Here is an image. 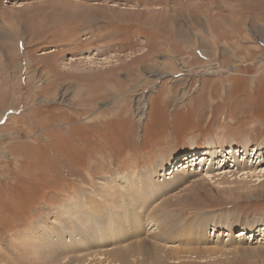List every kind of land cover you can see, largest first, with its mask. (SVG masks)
Returning <instances> with one entry per match:
<instances>
[{
  "label": "rangeland",
  "instance_id": "1",
  "mask_svg": "<svg viewBox=\"0 0 264 264\" xmlns=\"http://www.w3.org/2000/svg\"><path fill=\"white\" fill-rule=\"evenodd\" d=\"M95 252L264 264V0H0V264Z\"/></svg>",
  "mask_w": 264,
  "mask_h": 264
},
{
  "label": "bare ground",
  "instance_id": "2",
  "mask_svg": "<svg viewBox=\"0 0 264 264\" xmlns=\"http://www.w3.org/2000/svg\"><path fill=\"white\" fill-rule=\"evenodd\" d=\"M215 153V152H214ZM214 153H212L213 155H215ZM212 155V156H213ZM226 155V154H225ZM253 155H255V153L253 154ZM202 156H204V155H202ZM238 156V158H237V160H239V162L243 159L244 160V158L246 157V160L247 161H249V157H250V154L248 153V154H246L243 158H241V159H239V156L240 155H237ZM197 159H199V158H192L191 157V159H190V161H191V163H188V162H190V161H187L186 163H185V165H181V167L179 168L180 169V171H181V173H182V175L185 177V178H188V177H193V176H195L196 175V173L197 172H195L194 170H191L192 168H191V166H192V164L193 165H195V161H198ZM208 160V159H207ZM205 158H203V161H207ZM212 160V159H211ZM223 160H224V158H223ZM242 160V161H243ZM213 161V160H212ZM238 162V164L236 163V165H237V167H236V170H246V168L247 167H241L240 166V164L241 163H239ZM245 163V162H244ZM196 164H197V162H196ZM207 168H209V167H207ZM175 169H178L177 167H175ZM249 169V168H248ZM173 170L174 169H171V172H173ZM209 170V169H208ZM221 170V169H220ZM219 170V171H220ZM233 170V169H232ZM170 172V173H171ZM229 173V172H231L230 171V169H229V171H226V169L225 170H223V173L224 174H226V173ZM169 173V174H170ZM207 174V173H206ZM198 175H199V173H198ZM233 175V174H232ZM228 185V184H227ZM102 187H103V189H104V193H105V195H108V196H113V194H112V192H110V191H108L107 190V187L105 186V182H103L102 183V185H101ZM99 190H100V192H99ZM100 194V196H101V198L102 199H104L105 200V195H104V193H103V191H102V189H101V187H99L98 188V190H97V194ZM89 203V205H91V207L92 208H96V207H98V205L97 204H94L93 202H88ZM114 202H110L109 204H113ZM68 207H70V208H73L72 209V212L74 211V209L76 208V204L74 203V204H71V205H69ZM110 208V211L109 212H111V209L113 208H111V207H109ZM71 212V213H72ZM99 212V211H98ZM113 215H114V213H113ZM100 216V215H99ZM150 224V223H149ZM248 232H246L244 229H242V231H240V233H239V235H237V236H242V235H244V234H247ZM228 234V233H227ZM226 234V235H227ZM47 240H48V242L49 241H51V238H53V236L52 235H54L53 234V232H52V230H51V228L48 230V232H47ZM218 235H221V233H218ZM43 239H42V242L44 243V239H45V235H44V237H42ZM233 238V237H232ZM61 239V238H60ZM216 242V241H215ZM257 242H261L260 240L259 241H257ZM152 244V243H151ZM214 244H216V243H214ZM39 245V244H38ZM152 245H154V246H156L154 243L152 244ZM219 245H221V243L219 244ZM64 246H67V244L66 245H64ZM153 246V247H154ZM193 246V245H192ZM222 246H223V244H222ZM251 246V245H250ZM261 246H263V245H261ZM110 247V246H109ZM157 247V246H156ZM128 248V247H127ZM126 248V249H127ZM137 248V247H136ZM178 248V247H177ZM181 248H183V247H181ZM257 248V247H256ZM42 249V248H41ZM107 249V248H106ZM123 249V248H122ZM210 249V248H209ZM212 249V248H211ZM235 249V248H234ZM50 250H52V249H50ZM131 250H132V248H131ZM134 250V249H133ZM216 250V249H215ZM260 250V249H259ZM44 251H45V249H44ZM43 251V252H44ZM47 251V250H46ZM117 251V250H116ZM40 252H41V250H40ZM106 252V251H105ZM119 252H121V251H119ZM122 252H123V250H122ZM209 252V251H208ZM210 252H212V251H210ZM42 253V252H41ZM48 253V252H47ZM169 253V252H168ZM188 253H190V252H188ZM69 255H71L70 253H68ZM79 254V253H78ZM86 254V253H85ZM96 252L95 253H90V254H88V255H85V256H83V255H81V256H78V258L77 257H74V259H73V257H70V256H66V255H64V256H62L61 258H64V260L62 259V262L64 261V262H66V264H84V262H87V261H94L93 260V258H95V256H96ZM103 254V253H102ZM174 254V253H173ZM177 253H175V255H176ZM210 254V253H209ZM106 255V254H105ZM189 255V254H188ZM49 256V255H48ZM72 256V255H71ZM102 256V255H101ZM174 256V255H173ZM185 256V255H184ZM100 257V256H99ZM177 257L178 256H176V259H177ZM192 257V256H191ZM195 257V256H194ZM60 258V259H61ZM198 258V257H197ZM59 259V261H61ZM175 259V260H176ZM48 264H52L53 262L55 263L56 261H58V259H53V257L52 256H49L48 257ZM97 260V258H95V261ZM29 261V260H28ZM99 261L100 262H97V263H104V261L107 263V264H111L112 262H111V260L109 259V258H99ZM35 262V261H34ZM63 262V263H64ZM40 263V262H39ZM57 263V262H56ZM61 263V262H60ZM92 263V262H91ZM96 263V262H95ZM96 263V264H97ZM85 264H87V263H85ZM105 264V263H104Z\"/></svg>",
  "mask_w": 264,
  "mask_h": 264
}]
</instances>
